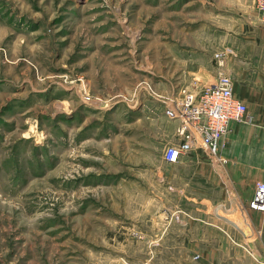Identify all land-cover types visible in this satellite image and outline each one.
I'll list each match as a JSON object with an SVG mask.
<instances>
[{"label":"rangeland","instance_id":"obj_1","mask_svg":"<svg viewBox=\"0 0 264 264\" xmlns=\"http://www.w3.org/2000/svg\"><path fill=\"white\" fill-rule=\"evenodd\" d=\"M227 16L216 0H0V264H181L201 226L179 204L201 177L164 159V102L199 91L201 39Z\"/></svg>","mask_w":264,"mask_h":264},{"label":"crops","instance_id":"obj_2","mask_svg":"<svg viewBox=\"0 0 264 264\" xmlns=\"http://www.w3.org/2000/svg\"><path fill=\"white\" fill-rule=\"evenodd\" d=\"M216 1L228 14L227 25H222L221 18L208 29V36L201 39V66L189 74H201V81L194 79L201 86L214 84L219 74L229 76L233 93L247 106L251 120L230 124L220 142L225 163L212 162L201 149V155L194 151L176 164L195 165L197 171L189 173L188 186L195 175L201 177V199L188 198L198 204H179L196 210L181 224L201 226L190 234L197 239L183 249L180 262L264 264V204H256L254 197L256 182H264V25L255 0ZM219 51L225 53L221 66L214 60ZM207 58L216 67L207 64ZM169 255L173 257L172 252Z\"/></svg>","mask_w":264,"mask_h":264},{"label":"built area","instance_id":"obj_3","mask_svg":"<svg viewBox=\"0 0 264 264\" xmlns=\"http://www.w3.org/2000/svg\"><path fill=\"white\" fill-rule=\"evenodd\" d=\"M255 8L264 25V0H255ZM225 53L219 51L214 60L222 65ZM196 83L201 82L194 80ZM166 115L176 122V142L167 146L164 159L176 165L181 159L203 149L212 162L222 164L221 139L230 131L232 122L251 120L247 106L233 93L232 80L219 74L214 84L199 86V91L181 87L165 98ZM255 203L264 204V182L255 184Z\"/></svg>","mask_w":264,"mask_h":264},{"label":"bare ground","instance_id":"obj_4","mask_svg":"<svg viewBox=\"0 0 264 264\" xmlns=\"http://www.w3.org/2000/svg\"><path fill=\"white\" fill-rule=\"evenodd\" d=\"M198 86H201V85H198Z\"/></svg>","mask_w":264,"mask_h":264}]
</instances>
